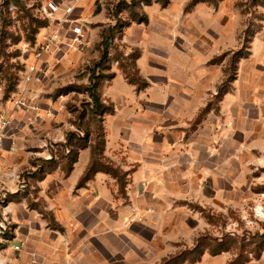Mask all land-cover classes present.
Listing matches in <instances>:
<instances>
[{
    "label": "rangeland",
    "instance_id": "1",
    "mask_svg": "<svg viewBox=\"0 0 264 264\" xmlns=\"http://www.w3.org/2000/svg\"><path fill=\"white\" fill-rule=\"evenodd\" d=\"M78 1L87 5L85 11L90 5L86 12L88 22L79 25L85 33L81 50L69 46L76 26V22L69 20L74 19L76 11L70 16L65 13L71 2ZM144 1L0 0V104L11 96H5L7 77L18 81L20 71L25 75L24 63L33 59L30 54L23 56L24 45H35L45 35L59 37L55 55L45 59L48 71L43 72L42 83L27 88L29 95L41 97L42 110L53 108L59 116L30 126L22 115H17L18 130L13 135L22 154L12 163L22 166V176L32 187L36 183L33 166L47 162L45 158L50 152L41 148L46 143L64 144L68 133L84 131L77 118L94 107L85 89L96 83L97 93L109 101L105 92L116 69L123 73L124 66L131 77L137 74L136 60L141 54V44L129 42V30L135 25L151 26L154 32L168 29L175 50H201L213 56L208 64L213 72L206 79L213 89L206 109L218 114V133L214 136L218 143L213 146L219 148L224 141L230 153L221 155L220 150L212 163L217 172L225 164L231 176L230 186L225 187L219 180L221 195L213 203L184 201L180 204L178 210L183 212L184 224L198 231L185 232L190 239L181 247L169 245L168 253L177 249L191 251L199 238L210 236L220 241L215 249H219L218 244H225L224 249L230 251L216 257L205 253L208 256L193 264H264V0H161L168 2L165 7L155 0L146 6ZM49 4L58 6V12L50 13ZM160 9H170L168 18L157 14ZM133 12L139 18L147 15L148 25L133 22ZM108 36L110 46L107 58L102 60L103 43ZM155 43L153 47H157L159 40ZM69 54H76L78 58L62 57ZM62 61H71L75 68L64 69ZM53 74L56 75L49 82ZM224 91H227L225 95ZM227 95H230L229 111L223 117L219 105ZM107 117L97 118L96 123L91 121V128L106 129ZM223 127L227 129L224 135ZM53 153L60 160L64 151L55 146ZM36 192L39 189L31 188L30 194L35 196Z\"/></svg>",
    "mask_w": 264,
    "mask_h": 264
},
{
    "label": "crops",
    "instance_id": "2",
    "mask_svg": "<svg viewBox=\"0 0 264 264\" xmlns=\"http://www.w3.org/2000/svg\"><path fill=\"white\" fill-rule=\"evenodd\" d=\"M68 6L76 11L70 22L76 26L88 22L90 5L87 11L82 1ZM169 10L157 14L168 18ZM168 33L133 26L129 42L141 44L137 68L147 87L138 90L116 69L106 88L114 113L105 120V156L128 173L125 196L105 173L78 186L91 160L90 149L82 150L68 177L56 169L40 181L37 196L30 197L42 202L57 227H50L43 214L29 206L28 198L18 195L13 205L14 240L25 247L20 253L5 251L1 260L32 264L34 256L37 264H161L180 250L169 254V245L181 247L190 239L184 233L196 230L184 224L180 204L213 203L221 195L220 182L230 186L226 165L217 172L212 163L220 150L221 155L230 153L224 141L219 148L213 146L218 143L214 141L218 114L208 111L196 124L213 89L206 80L213 72L208 65L213 56L201 50H175ZM62 62L64 69L75 68L71 61ZM229 96L219 105L223 117L229 111ZM221 130L223 135L227 131Z\"/></svg>",
    "mask_w": 264,
    "mask_h": 264
},
{
    "label": "built area",
    "instance_id": "3",
    "mask_svg": "<svg viewBox=\"0 0 264 264\" xmlns=\"http://www.w3.org/2000/svg\"><path fill=\"white\" fill-rule=\"evenodd\" d=\"M48 10L50 13L58 12L59 7L54 4H49ZM74 11V7H67L65 13L70 16ZM73 40L70 48L81 50L85 45L84 29L80 26H75L72 29ZM59 46L58 35L50 34L42 37V41L33 44L26 43L21 52L23 56L30 54L33 58L31 62L27 61L25 75L22 71L19 72L17 81V92L11 93V96L0 108V256L9 251L12 253H20L25 247L24 242L15 243L14 240V210L13 205L15 200H10L12 195L30 194L31 188L40 189L41 182L38 181L34 185L29 184L22 174V166L18 163H12L13 159H17L21 155V149L14 139L13 131H17V115H22L30 126L46 122L47 120L55 119L59 116V112L53 108L42 110L40 106V98L29 95L27 88L32 85L42 83L43 72L48 71L45 59L55 55L54 50ZM42 63V66L39 65ZM62 99L65 96H61ZM12 105V109H8V105ZM1 105V104H0ZM58 114V115H57ZM81 135H83L81 133ZM66 143V142H65ZM64 143V144H65ZM60 144L55 146L62 148ZM55 146L53 143H46L42 150L47 152L46 160H56V155L53 153ZM65 152H69L66 149ZM33 153V152H32ZM35 172L37 166H33ZM32 179V177H31ZM35 194V193H34ZM34 197L30 194L29 197ZM0 264H7L0 258ZM32 264H37L36 258L33 256Z\"/></svg>",
    "mask_w": 264,
    "mask_h": 264
},
{
    "label": "trees",
    "instance_id": "4",
    "mask_svg": "<svg viewBox=\"0 0 264 264\" xmlns=\"http://www.w3.org/2000/svg\"><path fill=\"white\" fill-rule=\"evenodd\" d=\"M156 3H161L164 7L168 4L167 1H161V0H155ZM146 6H150L153 4V0H145L143 2ZM135 6V4H133ZM138 15L133 12V19L132 21H137L139 24L148 25L149 19L147 15L143 16L142 18L137 17ZM109 39H111L110 36L106 37L103 46L105 47V53L103 54L104 57L102 60H105L107 58V52L109 49L108 43ZM35 39H33L34 41ZM140 56V55H139ZM137 57V60L139 58ZM136 60V61H137ZM137 64V63H136ZM122 71L127 79V81L137 87L138 90H143L147 87V81L144 80L140 74L139 70L137 68V74H135L133 77H131L127 72L126 68L122 66ZM7 77V76H5ZM115 74L111 79H114ZM225 84V83H224ZM225 85H223L224 89ZM97 85L95 83L94 87H87L84 91V93L88 92L90 98L93 100V109H90L89 111H84L83 114H80L77 118V121L81 122V127L84 131H82L81 134H78L76 132H70L66 136V143L64 145H61L62 150L64 153H62L60 160H52L44 162L41 166H37L38 170L35 172V175L33 178L36 182L43 181L48 174H51L56 169L60 168L64 174L65 177H68L71 172L74 169L75 164L78 162L79 154L82 150L90 149L91 151V160L90 163L83 174L81 180L79 181L78 186L84 187L88 182L94 179V177L98 173H105L111 175L118 183L119 191L121 195L125 196L126 193V187H127V178L128 173L124 172L120 167H118L116 164H114L112 161H110L105 156V149H106V130L104 127H93L91 128V121L92 123H96L97 118L106 115H112L114 113V106L109 101H105L101 97V93H97ZM17 90V81L12 79L11 77H7V88L5 91V96L8 98L11 93L15 92ZM227 91H224L222 94L225 95ZM108 103V104H107ZM208 112V109H205L201 112L199 117L196 120V124L200 123L205 114ZM87 121V123L83 125V122ZM81 129V130H82ZM100 140V142H99ZM65 149H68L69 152H65ZM37 192L35 195L37 196ZM23 197H26L22 195ZM18 198V195H12L10 196V200H15ZM22 198V197H21ZM20 198V199H21ZM29 201V206L33 209H37L39 212H41L44 216V218L48 221L50 227H57L56 223L54 222V219L51 217L49 213L43 210L42 208V202L35 203L33 200L27 196ZM220 242L219 240L210 238V236H202L197 240V243L191 251H183V252H177L176 254L170 256L167 259H164L161 264H185V262H188L187 264H193L196 262L201 261L202 257L205 253H208L212 257L219 256L223 254L226 251H230L229 249H224L226 247L225 244H218L216 248H219L218 250L215 249L216 243ZM213 244V245H211Z\"/></svg>",
    "mask_w": 264,
    "mask_h": 264
}]
</instances>
